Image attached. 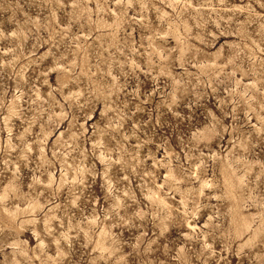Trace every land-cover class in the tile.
Returning a JSON list of instances; mask_svg holds the SVG:
<instances>
[{
    "label": "rangeland",
    "instance_id": "obj_1",
    "mask_svg": "<svg viewBox=\"0 0 264 264\" xmlns=\"http://www.w3.org/2000/svg\"><path fill=\"white\" fill-rule=\"evenodd\" d=\"M0 264H264V0H0Z\"/></svg>",
    "mask_w": 264,
    "mask_h": 264
}]
</instances>
